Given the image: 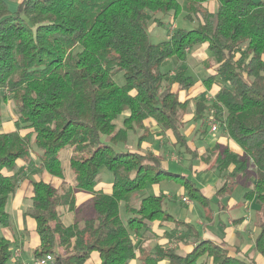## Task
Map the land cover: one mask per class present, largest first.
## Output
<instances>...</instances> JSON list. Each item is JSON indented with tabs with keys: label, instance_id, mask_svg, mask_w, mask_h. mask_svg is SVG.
<instances>
[{
	"label": "trees",
	"instance_id": "1",
	"mask_svg": "<svg viewBox=\"0 0 264 264\" xmlns=\"http://www.w3.org/2000/svg\"><path fill=\"white\" fill-rule=\"evenodd\" d=\"M182 14L195 23L191 28L178 26L167 39L151 41L149 24L165 23L158 15L174 22ZM203 44L217 65L202 81L208 89L217 80L221 87L195 100V118L212 109L242 149L216 144L209 151L220 170L234 165L217 194L242 185L246 199L259 204L255 248L264 257V0H21L15 12L0 0V125L7 98L16 106V129L0 132V225L12 226L7 205L36 164L62 181L59 187L32 182L27 214L40 236L35 258L52 254L51 264H86L97 252L99 264H129L155 221L176 225L172 239L189 225L167 212L165 196L136 199L165 179L180 181L208 205L196 183L144 146L156 124L172 133L175 146L191 150L184 129L188 101L180 92L199 81L187 58ZM130 133L137 134L133 149L127 148ZM102 169L111 173L109 191L99 188ZM78 193L89 198L78 204ZM13 254V243L0 236V264H9ZM154 254L147 263L255 264L207 239L186 254L168 246Z\"/></svg>",
	"mask_w": 264,
	"mask_h": 264
},
{
	"label": "crops",
	"instance_id": "2",
	"mask_svg": "<svg viewBox=\"0 0 264 264\" xmlns=\"http://www.w3.org/2000/svg\"><path fill=\"white\" fill-rule=\"evenodd\" d=\"M208 52L206 44L194 47L190 50L187 64L192 71L194 70L192 67H195L199 61L206 59ZM212 73H215V70H213ZM220 87L218 80L213 83L211 89H208L205 83H203L202 80H199L189 90L181 91L180 97L181 100L188 101L189 104L191 103L192 106H194V113L192 114L195 118V100L202 95H215ZM177 89L178 86L175 90ZM182 95H185L186 97H182ZM187 115L188 114L185 113V124H187V120L191 121L192 119V116ZM197 120L200 119L195 118L196 122ZM196 122H194L193 125ZM151 125L155 126L153 130H151L153 135L151 134L148 138H152V140L148 143H144V146L163 156L165 158L163 162L164 165L171 171L185 175L183 172V165H187V167L195 174L203 172L211 173L213 171L212 169H218V172H214L212 175H209L202 180L201 183L203 185L200 183L201 180L198 179L201 186L198 182L191 179L200 188L202 194L208 199L209 203L207 206L203 205L198 200L193 199L189 195L191 200L187 202L183 200V197L185 196L179 198L180 202L188 208L187 210H184L182 216H175L169 211V209H166L175 219L185 221L189 226L179 227L178 231L171 234L173 236L172 239H169L168 236L171 230L176 228V225L173 222H165L163 225H159V221L153 222L152 235L142 244L141 248L137 250L136 257L132 259L129 264H168L167 259L161 258L156 261H149L148 263L146 262V259L149 256L151 257V255H153L152 257H155L154 252L157 246L172 247L178 253L186 254L195 247L198 240L202 239H207L220 244L226 248L232 256L253 260L255 261V264H264V257L255 248L256 237L260 232V206L256 203L255 199H246L244 195L247 188H244L242 185L236 187V189L240 188V193L242 191L243 196L241 200L236 199L234 196L236 189L230 195L220 196L217 194V191L227 181L228 172L233 170L234 165H231L228 170H220L212 165L214 156L209 154V151L215 147L216 144L228 146L232 152L238 153H242L241 147L229 137L228 133L223 128L219 136L208 138L207 129H201L200 126L198 129L191 132V134L185 131L188 139V146L191 149H187L188 154H191V157L189 156L188 158H185L187 154L185 155L183 152L178 153L176 152V147H173V142L175 140L171 132H162L156 124ZM3 126V132L14 131L16 129L15 120L9 121L5 119ZM22 133L25 134L26 131H23ZM170 134L172 136L170 138V143L167 144L163 141L162 144L160 138L163 136L167 137V135L169 136ZM153 138L159 141H156L155 144ZM185 159L188 161L186 164L184 163ZM21 164H23V161H19V165ZM170 165L178 169L172 170V166ZM179 167H181V170ZM223 178L224 182L219 186ZM40 179L50 182L56 187H59L62 184V181L59 178L52 176L37 164L36 169L30 172L29 176L20 182L19 187L7 205V210L12 217V226L5 227L0 225V236H4L13 243L14 256L11 258L9 264H34V250L40 244V236L37 232V223L33 217L27 214V210H29L32 204V182ZM173 180L178 181L175 179ZM163 181L158 184L147 186V188L137 194L136 199L141 195L148 194H162L166 198L167 194H165L166 192L164 193L162 189V186H164L162 185ZM253 182L254 179L252 178V181L249 184L250 187H252ZM100 187L109 191L111 188L110 177L107 178V176H103V182L99 185V188ZM164 188L168 189V187L165 186ZM183 190H186L184 186ZM77 198L78 204H83L87 201L89 196L85 193H78ZM194 201L197 203V206L193 205ZM188 213H193L199 216L198 218H195ZM134 239L138 245H141L142 239L140 237L135 236ZM99 263L100 256L97 252H93L86 262V264Z\"/></svg>",
	"mask_w": 264,
	"mask_h": 264
},
{
	"label": "rangeland",
	"instance_id": "3",
	"mask_svg": "<svg viewBox=\"0 0 264 264\" xmlns=\"http://www.w3.org/2000/svg\"><path fill=\"white\" fill-rule=\"evenodd\" d=\"M20 1L21 0H7L8 6H9V9L11 12H15L18 9ZM214 5H215V2H213L210 6L213 8ZM170 18H171L170 16L168 17L166 15H158V19L164 20V22H165L164 25L158 23L157 21L156 22L152 21L149 24L148 32H149L151 41L157 43L159 41L167 39V37L170 35L171 31L175 27L183 26V27L191 28L195 24V23L191 24L189 21L184 20L183 14L180 15L174 22L172 20H170ZM170 23L172 25H170ZM216 65H217L216 58L213 56V54L208 52V56L206 57L205 60L199 61L195 67H192L194 69L192 72L199 80H203L205 77H207L209 74H211L213 70H215ZM176 87H177V85L174 86V90L176 89ZM182 97H186V96L182 95ZM208 97L211 98L212 97L211 94H209ZM4 106H5L4 107L5 117H4L3 123L0 125V132H2L4 130L3 124L5 123V119L12 121V120H15V116H16L15 115L16 106H15V102H14V100H12V98L8 97L4 103ZM193 110H194V106H192L191 103L190 104L188 103L186 113L189 116H192V119H191V121L187 120V124H185V126H184V129L186 132L191 134V132H193L194 130L198 129L201 126V129H205V128L207 129L208 138H211V137L215 138L221 134V132H222L221 124H220V122H218L215 119V115H214L215 113L212 109H208L207 113L205 115V118L197 120V122L195 121L194 115L192 114V113H194ZM123 117H124V114L119 117L117 122L121 123ZM194 122H196V123L193 125ZM211 122L216 123L218 125V129L216 131L211 130ZM151 126H152L151 130H153V128L155 126L154 125H151ZM142 133H143V129L142 130L139 129L138 135L142 134ZM202 134H200V135H202ZM136 136H137V134L130 133V139H129V142L127 145L128 149H133L136 146V138H137ZM164 137L165 136L160 138V140H162L161 141L162 144H163V141L166 142L167 144L170 143V141H171L170 138L172 137L171 134L169 136L167 135V137H165V138ZM33 139H34V137H32L30 139L31 142H33ZM151 140H152V138L147 139L144 141V143H148ZM153 140H154L153 142H155V144H156V141H159V140H155V138H153ZM161 142H160V144H161ZM32 147L37 148L35 144H33ZM173 147H176V152H178V153L183 152V154H185V155L187 154L185 156V158H188L189 156L191 157V154H188L186 147H182L180 145L175 146L174 144H173ZM71 153H72V151H70V150L66 151L64 154V158H68ZM62 155H63V153H61V157H63ZM33 157L37 158V155L33 154ZM184 163L186 164V163H188V161H186V159H185ZM63 165L65 166V162L63 163ZM170 166H172V165H170ZM171 169L177 170L178 168H175L172 166ZM179 169L181 170V167H179ZM212 170L213 171L211 173L203 172V173L195 174L194 172L191 171L190 168L187 167V165H183L184 174L187 177H189L190 179H193L196 182H198V184H199L198 179L201 180L200 181V183H201L202 180H204L207 176L212 175V173H214V172H218V169H212ZM102 176H107V178L108 177L111 178V173L106 169H102ZM105 180H107V179H105ZM223 182H224V178L222 179L219 186L222 185ZM162 185H164L165 187H168V189H165L164 186H162L163 192L164 193L166 192L165 194H167V196L165 198V206H164L165 209H169V211L172 212L175 216H178V217L182 216V213L184 212V210L185 209L187 210L188 208L186 206H184L182 204V202H180L179 198H182V196H185L190 201L191 198L189 197L188 191L183 190V186H182V183L180 181L164 180ZM234 196L236 199L241 200L243 195H242V191L240 193V188L235 190ZM193 205L197 206V203L194 201ZM190 207L193 208L192 206H190ZM188 214L195 217V218H198V216H199V215H195L193 213H188Z\"/></svg>",
	"mask_w": 264,
	"mask_h": 264
},
{
	"label": "built area",
	"instance_id": "4",
	"mask_svg": "<svg viewBox=\"0 0 264 264\" xmlns=\"http://www.w3.org/2000/svg\"><path fill=\"white\" fill-rule=\"evenodd\" d=\"M8 92V90H6ZM212 131H216L218 129V125L216 123L211 122ZM184 201H189L186 197H183ZM53 262V255L46 254L41 257L35 258L34 264H51Z\"/></svg>",
	"mask_w": 264,
	"mask_h": 264
}]
</instances>
